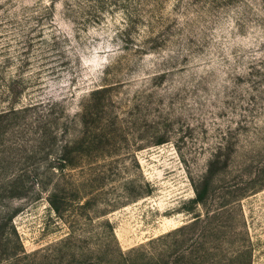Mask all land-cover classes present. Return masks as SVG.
Returning a JSON list of instances; mask_svg holds the SVG:
<instances>
[{"label":"rangeland","instance_id":"rangeland-1","mask_svg":"<svg viewBox=\"0 0 264 264\" xmlns=\"http://www.w3.org/2000/svg\"><path fill=\"white\" fill-rule=\"evenodd\" d=\"M11 92L0 264H264V0H0Z\"/></svg>","mask_w":264,"mask_h":264},{"label":"trees","instance_id":"trees-1","mask_svg":"<svg viewBox=\"0 0 264 264\" xmlns=\"http://www.w3.org/2000/svg\"><path fill=\"white\" fill-rule=\"evenodd\" d=\"M9 92V88H7ZM105 88H98L94 90V92H100L104 91ZM5 97L10 98V106L6 109H1L0 110V118H3L4 116H9L10 114H15L21 110H25L28 107H31L33 105H37L35 102L33 104H29L31 106H25L22 108L14 106L15 99L17 95L15 93L11 94H6ZM67 145H65L66 147ZM215 160H218L217 157L216 159L213 160V163ZM212 162V161H211ZM218 162V161H217ZM71 163V162H70ZM65 165V164H63ZM208 182V176H204L201 179H199L196 183L193 184V190L195 192V196L193 198V202L195 203H202L203 202V190L202 188L204 185H206ZM49 204L51 205L52 209L57 212H59V206L53 200L51 197L49 199ZM82 206V205H81ZM195 219L199 218V214H196L194 216ZM181 230V227L178 229L172 230L170 232H167L165 234H162L158 237L151 238L149 240V244L153 246L155 242H161L162 245L166 243V238L171 236L172 234H175ZM70 237L66 238L67 243L71 242ZM145 247H140L133 249L132 251L126 253L120 250V248H117L116 250L112 247L106 248L105 251L101 252L98 254L95 258L94 264H177L181 259L185 258L186 254L183 251H180L179 256L176 260H173L172 253L175 252L176 250H171L170 244L166 243L164 248L162 250H156V251H147L144 249ZM155 249V248H154ZM172 257V260L170 259ZM192 264H197L201 263V257H193L191 259Z\"/></svg>","mask_w":264,"mask_h":264}]
</instances>
